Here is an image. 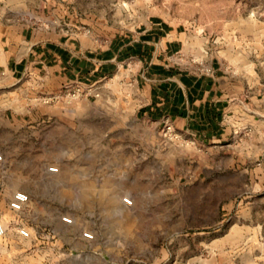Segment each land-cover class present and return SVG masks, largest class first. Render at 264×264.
<instances>
[{
    "label": "rangeland",
    "instance_id": "obj_1",
    "mask_svg": "<svg viewBox=\"0 0 264 264\" xmlns=\"http://www.w3.org/2000/svg\"><path fill=\"white\" fill-rule=\"evenodd\" d=\"M24 19L95 52L157 24L179 39L167 62L217 69L229 106L202 141L138 113L128 61L61 85L0 73V264H264V0H0V23Z\"/></svg>",
    "mask_w": 264,
    "mask_h": 264
},
{
    "label": "crops",
    "instance_id": "obj_2",
    "mask_svg": "<svg viewBox=\"0 0 264 264\" xmlns=\"http://www.w3.org/2000/svg\"><path fill=\"white\" fill-rule=\"evenodd\" d=\"M178 43L176 33L153 23L95 52L56 34L50 21L37 26L28 19L0 23V73L14 78L34 67L61 85L95 81L128 61L140 90L137 111L142 117L157 121L168 116L179 132L202 141L220 140L229 106L226 79L217 69L200 74L170 65L168 56Z\"/></svg>",
    "mask_w": 264,
    "mask_h": 264
},
{
    "label": "built area",
    "instance_id": "obj_3",
    "mask_svg": "<svg viewBox=\"0 0 264 264\" xmlns=\"http://www.w3.org/2000/svg\"><path fill=\"white\" fill-rule=\"evenodd\" d=\"M81 91L76 89L74 91L71 92V90H67V95H72V96H80L81 95ZM0 159H1V153H0ZM51 172L56 171L57 168L55 167H50L49 169ZM29 201V196L26 192L22 191V190H17L15 192L12 193L11 198L8 202V208L13 211V212H19L23 209V207L25 206V204ZM126 202L130 203V200H126ZM63 221L65 222H70V218L68 217H64ZM19 236L21 237H28L29 236V231L24 228L21 227L17 230ZM5 234V227L0 219V237L4 236ZM85 237H91L90 234H84Z\"/></svg>",
    "mask_w": 264,
    "mask_h": 264
},
{
    "label": "bare ground",
    "instance_id": "obj_4",
    "mask_svg": "<svg viewBox=\"0 0 264 264\" xmlns=\"http://www.w3.org/2000/svg\"><path fill=\"white\" fill-rule=\"evenodd\" d=\"M48 179L51 180L52 182L55 183H59L60 179L54 177L52 174H48ZM92 188V185L88 184V185H84V192H88L91 191L90 189ZM100 192L102 194L107 193V188L106 187H101L100 188ZM111 201L113 204V209L116 213H118L120 216H124L125 215V210L126 207L128 206V202H124L123 200H120V193L119 192H114L111 196ZM131 203H133V200L131 201Z\"/></svg>",
    "mask_w": 264,
    "mask_h": 264
}]
</instances>
